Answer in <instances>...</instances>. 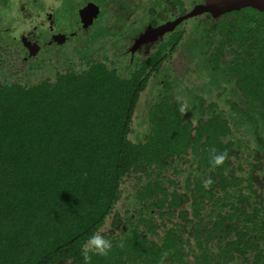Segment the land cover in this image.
<instances>
[{
	"label": "trees",
	"instance_id": "1",
	"mask_svg": "<svg viewBox=\"0 0 264 264\" xmlns=\"http://www.w3.org/2000/svg\"><path fill=\"white\" fill-rule=\"evenodd\" d=\"M153 1L141 22L114 11L124 41L203 2ZM20 2L0 0V264H264V11L75 68L11 37Z\"/></svg>",
	"mask_w": 264,
	"mask_h": 264
},
{
	"label": "rangeland",
	"instance_id": "2",
	"mask_svg": "<svg viewBox=\"0 0 264 264\" xmlns=\"http://www.w3.org/2000/svg\"><path fill=\"white\" fill-rule=\"evenodd\" d=\"M27 1V2H26ZM44 5V10L40 11L37 9V5H33V3H28V0H24V2H20L19 7H15L16 11L21 12V17H19V25L15 26V32L11 35V37L16 36L19 38V40H22V46H26L25 49L29 53V48L27 47L29 45H37L39 49L35 47L33 49L35 55H31L32 58H35L36 56H41V45L45 43H49L51 40L52 33H64L65 36L68 35L72 31L76 35H73L71 38L66 39L64 43L57 45H54L50 48H48L47 52H54L59 51L63 53L59 54L56 53V55H62L64 57H70L74 62L75 68L82 67L83 66V59H81V55H93V58H98L103 53H111L112 51H118L120 52V48L123 46L124 42L127 41V43L124 45L126 51H130L132 48V43L134 40L131 41L130 38L125 39L124 41L122 39L121 31H123L122 26L124 25V18H117L118 14H114V11H118L120 6H123L125 10H123V13L125 15V19H128V22H131V18L134 15H139L141 12H145L149 7L150 4L154 1L153 0H123L122 2H118L117 0H41ZM108 1L110 9H113L110 12L109 20L106 13H101L102 10H99L102 7H108ZM92 4L96 8V12L89 16V20L86 22V29H79L78 17L76 16V11L79 7L83 6L84 4ZM133 3V4H132ZM155 5V4H154ZM66 9L73 10L74 13L71 11L69 13H72L68 15L66 12ZM74 9L76 11H74ZM50 14V17H49ZM98 15V16H97ZM115 15H117L115 17ZM139 15L137 22H141ZM26 18V19H25ZM130 19V21H129ZM117 22L116 27H113L112 22ZM194 20H189L187 25L194 24ZM18 22V23H19ZM186 25V24H185ZM133 29L135 30L138 28V24L133 25ZM78 28V29H77ZM188 28V26L184 27ZM128 31L127 29H125ZM132 34V35H131ZM131 37H138L139 35L137 33H133L131 31ZM134 34V35H133ZM22 35V36H21ZM101 35H104V39L101 38ZM126 35H129L128 32ZM129 35V37H130ZM15 37V38H16ZM115 37H120V41H116ZM103 39V41H102ZM130 39V40H129ZM133 39V38H132ZM60 41V40H59ZM102 41V42H101ZM101 42V43H100ZM118 43V45H117ZM184 43V42H183ZM186 43V40H185ZM24 44V45H23ZM122 45V46H121ZM124 48V47H123ZM108 50V52H106ZM43 51V52H45ZM111 51V52H109ZM30 54V53H29ZM128 55V54H127ZM136 55V54H135ZM178 56V55H177ZM175 54H173V58L169 60L171 67L177 68L176 65V58ZM129 57V55H128ZM127 58V57H126ZM130 58V57H129ZM127 58V59H129ZM82 64V65H81ZM176 65V66H175ZM80 69V68H79ZM49 72V70H48ZM160 75H157L152 80L153 82H156L159 80ZM156 87L153 85H150L148 88V92L144 93L141 97L140 103L138 105V110L136 111V115H141L145 111H147V108L149 104L151 103L150 97L154 96ZM152 100V99H151ZM92 245L90 244V247Z\"/></svg>",
	"mask_w": 264,
	"mask_h": 264
},
{
	"label": "water",
	"instance_id": "3",
	"mask_svg": "<svg viewBox=\"0 0 264 264\" xmlns=\"http://www.w3.org/2000/svg\"><path fill=\"white\" fill-rule=\"evenodd\" d=\"M245 7H252L259 11H264V0H203L202 3L195 5L190 11L187 13L175 18L174 20L165 22L157 27L148 28L144 31V33L140 34L133 44L132 50L137 48L142 43L153 41L165 33L172 32L177 25H179L183 20H187L204 12H208L214 17L220 16L226 12L232 10H238ZM62 39H64V35H60ZM58 36H55L57 42L59 43ZM39 49V47L35 44L33 45ZM29 47V53L31 55H35L34 50Z\"/></svg>",
	"mask_w": 264,
	"mask_h": 264
},
{
	"label": "flooded vegetation",
	"instance_id": "4",
	"mask_svg": "<svg viewBox=\"0 0 264 264\" xmlns=\"http://www.w3.org/2000/svg\"><path fill=\"white\" fill-rule=\"evenodd\" d=\"M202 3V2H201ZM198 4H200V3H198ZM96 8L97 7H94V5H92V4H90V3H86V4H84L83 6H81V7H79L78 6V8H77V15H78V24H80L79 26V29L81 28V29H86V22L89 20V16H92L95 12H96ZM98 16V15H97ZM181 16V15H180ZM49 17H50V15H49ZM179 17V16H178ZM177 18V17H176ZM175 19V18H174ZM174 19H172V20H174ZM90 21V20H89ZM171 21V20H170ZM168 22V21H167ZM156 27V26H155ZM78 29V28H77ZM142 34V33H141ZM59 35V37H57L58 38V40H60L59 41V44H60V42L61 43H64L65 41H66V39H69V38H71L73 35H76L74 32H70L69 33V36L68 35H66L65 36V34L64 33H52L51 34V36H52V38H51V40L49 41V45H52L51 43L53 42L54 44H58V42H57V40H56V38H55V36H58ZM60 35H64V39H62L61 38V36ZM139 35V34H138ZM164 37V35L162 36V37H159V38H157V39H155V40H153V41H150V42H146V43H142L141 45H139L137 48H135L134 50H132V48L130 49L131 51H135L136 49H140V48H147V49H149L148 47L149 46H151V44H153L154 42H157L158 40H161L162 38ZM138 38V37H137ZM136 37L134 38V41H133V43H132V47H133V44L135 43V41H136V39H137ZM28 46H31L30 48L33 50V49H35V47L34 46H32V45H29L28 44ZM148 46V47H147ZM29 48V47H28Z\"/></svg>",
	"mask_w": 264,
	"mask_h": 264
},
{
	"label": "clouds",
	"instance_id": "5",
	"mask_svg": "<svg viewBox=\"0 0 264 264\" xmlns=\"http://www.w3.org/2000/svg\"><path fill=\"white\" fill-rule=\"evenodd\" d=\"M162 24H164V23H162ZM160 25H161V24H160ZM158 26H159V25H158ZM177 26H178V25H177ZM156 27H157V26H156ZM165 34H166V33H165ZM165 34H164V35H165ZM161 37H162V36H161Z\"/></svg>",
	"mask_w": 264,
	"mask_h": 264
}]
</instances>
